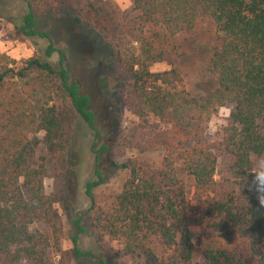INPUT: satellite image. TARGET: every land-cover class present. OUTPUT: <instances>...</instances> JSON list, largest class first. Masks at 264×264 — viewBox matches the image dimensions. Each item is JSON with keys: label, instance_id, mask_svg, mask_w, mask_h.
Listing matches in <instances>:
<instances>
[{"label": "trees", "instance_id": "obj_1", "mask_svg": "<svg viewBox=\"0 0 264 264\" xmlns=\"http://www.w3.org/2000/svg\"><path fill=\"white\" fill-rule=\"evenodd\" d=\"M21 2L26 10L15 29L47 44L20 63L0 51V264H52L58 203L72 226L73 258L111 264L80 246L83 214L68 207L65 176L80 126L92 135V177L83 183L89 225L118 242L121 256L134 264H264V0H132L137 16L128 25L93 0ZM59 12L108 51L97 79L113 122L106 141H98L90 97L71 78L64 48L39 28L41 16ZM204 21L218 39L205 67L214 86L191 94L173 62L152 68L167 62L165 45ZM225 106V124L208 136ZM124 110L139 120L135 128L119 127ZM115 147L159 152V167L117 162ZM221 160L228 174L222 184L214 178ZM119 170L126 172L120 190L110 207L99 208L94 189ZM182 175L203 196L199 203H189Z\"/></svg>", "mask_w": 264, "mask_h": 264}, {"label": "rangeland", "instance_id": "obj_2", "mask_svg": "<svg viewBox=\"0 0 264 264\" xmlns=\"http://www.w3.org/2000/svg\"><path fill=\"white\" fill-rule=\"evenodd\" d=\"M102 4L119 23H133L137 11L133 9L132 0H93ZM26 6L21 0H0V51L16 59L20 63L33 53H41L47 44L45 39L24 38L16 29L20 23ZM39 28L49 33L53 43L65 50L67 67L71 78L78 84L80 91L90 97L91 109L95 113L96 123L100 131L98 141H106L111 136L112 119L106 99L100 93L97 79L105 71V59L107 49L101 43H94L88 34L79 28L69 14L63 12L45 14L39 19ZM217 35L211 21L200 24L193 35H179L174 41L164 46L167 51V62L156 64L153 70L169 69V62L179 70L183 76L184 87L191 94H200L210 90L214 86V79L205 73L212 48L217 44ZM50 61L57 64V54L54 53ZM230 106L219 109L212 117L207 127V135H212L219 126L225 124V118L229 114ZM156 122V119H151ZM139 124V120L128 111H123L119 127L122 130H130ZM92 135L88 128L80 126L74 134V140L70 144L68 171L66 180L70 181L71 193L68 207L74 210L76 215L83 214V224L86 227L85 234L81 235L79 244L83 249L104 257L111 264H134V259L121 256L120 244L98 236L89 225L87 209L89 202L83 192V183L92 177L93 156L90 151ZM113 157L117 162L127 158H134L144 166L157 169L161 154L159 152L137 153L133 149L115 147ZM126 172L119 170L105 184L94 189L96 205L107 209L114 201V194L121 188ZM227 164L221 160L215 172V180L225 182L227 178ZM186 187L189 203H199L203 196L198 195L189 176L182 175ZM54 181L51 177L45 179V190L52 191ZM56 225L59 227L58 247L49 250L52 264H86L77 261L71 253L70 240L73 233L72 226L67 217V212L61 203L56 205ZM43 230V226L34 225Z\"/></svg>", "mask_w": 264, "mask_h": 264}, {"label": "clouds", "instance_id": "obj_3", "mask_svg": "<svg viewBox=\"0 0 264 264\" xmlns=\"http://www.w3.org/2000/svg\"><path fill=\"white\" fill-rule=\"evenodd\" d=\"M261 206H264V197L259 198Z\"/></svg>", "mask_w": 264, "mask_h": 264}]
</instances>
